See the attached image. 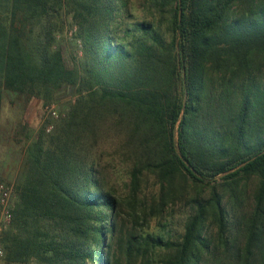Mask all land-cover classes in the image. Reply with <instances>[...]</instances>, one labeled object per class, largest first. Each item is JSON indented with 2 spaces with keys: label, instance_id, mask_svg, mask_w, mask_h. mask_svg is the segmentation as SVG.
Segmentation results:
<instances>
[{
  "label": "trees",
  "instance_id": "16d2710c",
  "mask_svg": "<svg viewBox=\"0 0 264 264\" xmlns=\"http://www.w3.org/2000/svg\"><path fill=\"white\" fill-rule=\"evenodd\" d=\"M128 2L0 0V124L6 95L85 93L57 131L27 139L4 264H264V0H143L127 24ZM107 132L122 194L102 167Z\"/></svg>",
  "mask_w": 264,
  "mask_h": 264
},
{
  "label": "rangeland",
  "instance_id": "374dc122",
  "mask_svg": "<svg viewBox=\"0 0 264 264\" xmlns=\"http://www.w3.org/2000/svg\"><path fill=\"white\" fill-rule=\"evenodd\" d=\"M127 10L130 17L128 20L123 19L127 24L133 23L136 19H144V16L147 15V6L143 4V0H129ZM75 35V26H72L70 20L66 19V23H63V27L57 35V42L68 67L77 66L82 54L80 41L75 38ZM113 35L115 38V33ZM122 37L123 34L119 30L115 39L116 43H119ZM84 94L79 95L76 88L64 89L56 94L51 102L45 104L36 100L26 102L22 98L5 96L0 124V185L7 188L9 194L6 206L2 207L0 204V231L6 230L11 223V212L16 199L14 189L23 165L24 148L29 143L27 139H35L40 132L50 135L57 131L63 121L67 119L70 107ZM102 139L101 144L103 148L105 147V155L108 156L102 161L104 175L110 184L115 185L118 193L122 194L125 189L124 183L128 182V175L120 157L117 154L115 156L109 154L115 146V135L112 132H107L103 134ZM111 159L115 161L111 162ZM142 187L144 193H150V195L154 193V184L151 179ZM3 208L9 213L8 219H5ZM166 215V218L171 221L169 224L173 233H181L187 215L185 208H181L177 204L173 210L169 208ZM149 226L148 232L158 233L159 227L154 221L150 222ZM0 264H4V252L1 247Z\"/></svg>",
  "mask_w": 264,
  "mask_h": 264
},
{
  "label": "built area",
  "instance_id": "2783aa9c",
  "mask_svg": "<svg viewBox=\"0 0 264 264\" xmlns=\"http://www.w3.org/2000/svg\"><path fill=\"white\" fill-rule=\"evenodd\" d=\"M8 189L4 188L3 185H0V204L2 205V207L6 206L7 203V199H8ZM5 219L9 218V213L8 211L5 210V208H3V211Z\"/></svg>",
  "mask_w": 264,
  "mask_h": 264
},
{
  "label": "water",
  "instance_id": "95a60500",
  "mask_svg": "<svg viewBox=\"0 0 264 264\" xmlns=\"http://www.w3.org/2000/svg\"><path fill=\"white\" fill-rule=\"evenodd\" d=\"M177 45V44H176ZM177 47V46H176ZM177 151H178V148H177Z\"/></svg>",
  "mask_w": 264,
  "mask_h": 264
}]
</instances>
